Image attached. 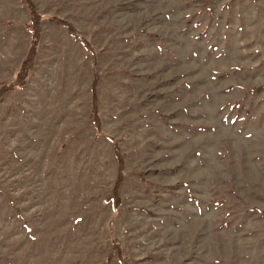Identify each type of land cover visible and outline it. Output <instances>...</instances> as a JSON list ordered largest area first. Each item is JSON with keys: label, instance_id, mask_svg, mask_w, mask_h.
I'll use <instances>...</instances> for the list:
<instances>
[{"label": "rangeland", "instance_id": "obj_1", "mask_svg": "<svg viewBox=\"0 0 264 264\" xmlns=\"http://www.w3.org/2000/svg\"><path fill=\"white\" fill-rule=\"evenodd\" d=\"M30 1L0 264H264V0ZM30 24L0 0V86Z\"/></svg>", "mask_w": 264, "mask_h": 264}, {"label": "trees", "instance_id": "obj_2", "mask_svg": "<svg viewBox=\"0 0 264 264\" xmlns=\"http://www.w3.org/2000/svg\"><path fill=\"white\" fill-rule=\"evenodd\" d=\"M26 3L29 6V12H30V20H31V43L27 52V55L24 59V61L22 62V65L20 67V70L17 74V77L15 78V80L10 84V85H3L0 86V97L6 93L10 88H12V86H23L25 84V77L28 73V71L32 68V64H33V60L35 58L36 55V47H37V43L40 37V25H39V16L38 14L35 12L34 7L31 3L30 0H26ZM68 29L72 34H77L70 25H68ZM77 38H79L81 40V38L76 35ZM82 41V40H81ZM84 45H87L86 40H84ZM117 151V149H116ZM116 156L118 161L120 162L119 165V174L121 175L122 173V168H121V156L118 153V151L116 152ZM117 245V244H115ZM118 251V248H114V252Z\"/></svg>", "mask_w": 264, "mask_h": 264}]
</instances>
